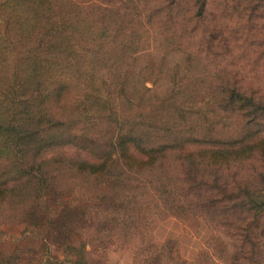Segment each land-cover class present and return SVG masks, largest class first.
<instances>
[{"label":"trees","instance_id":"trees-1","mask_svg":"<svg viewBox=\"0 0 264 264\" xmlns=\"http://www.w3.org/2000/svg\"><path fill=\"white\" fill-rule=\"evenodd\" d=\"M147 29L183 56L160 98ZM196 214L233 237L225 264L264 263V0H0V264H105L111 238L201 264L147 233Z\"/></svg>","mask_w":264,"mask_h":264},{"label":"rangeland","instance_id":"rangeland-1","mask_svg":"<svg viewBox=\"0 0 264 264\" xmlns=\"http://www.w3.org/2000/svg\"><path fill=\"white\" fill-rule=\"evenodd\" d=\"M137 59L140 65L147 66L151 71L150 80L145 82L147 94L160 98L177 85V76L183 68V56L176 51L164 52L162 36L147 29L138 32ZM201 106V105H200ZM207 121L212 118L208 115ZM147 233L151 239H173L177 250L186 261L200 258L201 264H225L220 256L223 246L231 251L230 244L234 241L226 229L205 214H196L193 220L180 221L172 216L163 218L147 217ZM253 235L259 247L264 250V218L253 229ZM131 241V240H130ZM134 241L121 245L119 239L111 240L103 246L94 248V253L103 255L105 264H132L133 256L137 253ZM136 252V253H135ZM229 264H264L249 262L239 254L227 259Z\"/></svg>","mask_w":264,"mask_h":264}]
</instances>
